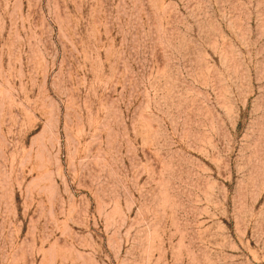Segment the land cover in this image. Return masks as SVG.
Here are the masks:
<instances>
[{"label":"rangeland","instance_id":"rangeland-1","mask_svg":"<svg viewBox=\"0 0 264 264\" xmlns=\"http://www.w3.org/2000/svg\"><path fill=\"white\" fill-rule=\"evenodd\" d=\"M0 264H264V0H0Z\"/></svg>","mask_w":264,"mask_h":264}]
</instances>
